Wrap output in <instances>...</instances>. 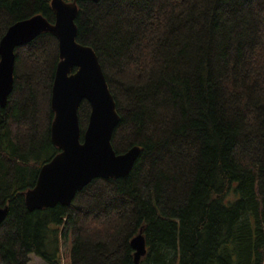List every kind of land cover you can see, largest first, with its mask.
I'll return each instance as SVG.
<instances>
[{
  "label": "trees",
  "instance_id": "16d2710c",
  "mask_svg": "<svg viewBox=\"0 0 264 264\" xmlns=\"http://www.w3.org/2000/svg\"><path fill=\"white\" fill-rule=\"evenodd\" d=\"M51 1L0 0V40L38 14L53 24ZM77 6L76 41L96 54L120 116L112 148L141 150L126 177L29 212L26 193L59 153L50 138L59 57L50 33L16 48L0 107V264L30 255L62 264L60 240L69 264H264V0ZM89 113L82 101L81 133Z\"/></svg>",
  "mask_w": 264,
  "mask_h": 264
},
{
  "label": "water",
  "instance_id": "95a60500",
  "mask_svg": "<svg viewBox=\"0 0 264 264\" xmlns=\"http://www.w3.org/2000/svg\"><path fill=\"white\" fill-rule=\"evenodd\" d=\"M78 1L52 0L54 23L38 14L11 25L0 40V107L7 104L13 88L16 48L30 43L42 33L57 40L59 61L51 87L53 121L50 138L59 153L38 172L36 184L24 198L29 212L56 205L69 206L75 195L95 179L124 178L137 160L140 148L116 154L111 145L120 121L98 58L91 47L76 41ZM82 101L90 106L88 122L80 131L78 109ZM6 209L0 210V222ZM130 245L137 263L146 253L141 233Z\"/></svg>",
  "mask_w": 264,
  "mask_h": 264
},
{
  "label": "rangeland",
  "instance_id": "374dc122",
  "mask_svg": "<svg viewBox=\"0 0 264 264\" xmlns=\"http://www.w3.org/2000/svg\"><path fill=\"white\" fill-rule=\"evenodd\" d=\"M69 250H70V242H69V240L68 241L60 240L59 252L58 253L60 254V258H61L62 264H69V258H68ZM29 259H30V261H29L28 264H45L40 258H38L35 255H30Z\"/></svg>",
  "mask_w": 264,
  "mask_h": 264
}]
</instances>
